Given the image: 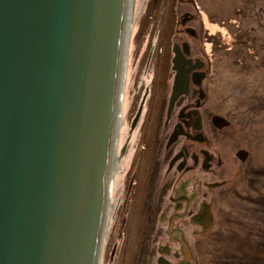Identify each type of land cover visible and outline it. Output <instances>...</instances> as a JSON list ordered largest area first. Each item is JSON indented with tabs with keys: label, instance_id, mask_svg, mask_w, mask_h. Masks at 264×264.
Here are the masks:
<instances>
[{
	"label": "water",
	"instance_id": "1",
	"mask_svg": "<svg viewBox=\"0 0 264 264\" xmlns=\"http://www.w3.org/2000/svg\"><path fill=\"white\" fill-rule=\"evenodd\" d=\"M135 2L0 0V264H105Z\"/></svg>",
	"mask_w": 264,
	"mask_h": 264
},
{
	"label": "flooded vegetation",
	"instance_id": "2",
	"mask_svg": "<svg viewBox=\"0 0 264 264\" xmlns=\"http://www.w3.org/2000/svg\"><path fill=\"white\" fill-rule=\"evenodd\" d=\"M214 3L190 0L178 12L174 38L181 41H172L166 102L161 103L153 93L154 73L151 98L136 106L130 122L132 131H137L132 145L133 185L138 178L145 185L154 178L150 183L165 197L164 214L159 217L165 228L158 226L155 231L158 245L153 257L157 264H197L204 247L207 252L215 248L211 251L213 263L221 259L223 264H231L229 260L244 256L223 253L220 242L216 243L223 236L220 222L232 221L223 205L233 196L231 206L240 213V204L246 202L244 181L252 185L256 176L264 175L259 168L264 166V9L258 0L239 4L232 0L231 14L222 20ZM218 27L232 37L227 54L231 64L241 63L248 70L237 68L230 73L233 84L221 91L215 107L214 86L224 83L226 77L210 59L207 42ZM241 37L246 38L243 45L239 44ZM209 44L213 50V42ZM179 75L188 87L171 102ZM245 214L243 208L240 216ZM236 224L245 230L244 224L232 225Z\"/></svg>",
	"mask_w": 264,
	"mask_h": 264
},
{
	"label": "rangeland",
	"instance_id": "3",
	"mask_svg": "<svg viewBox=\"0 0 264 264\" xmlns=\"http://www.w3.org/2000/svg\"><path fill=\"white\" fill-rule=\"evenodd\" d=\"M189 1L137 0L125 120L119 130L120 157H122V148L129 147L125 157L120 158L121 162L116 174L105 264H157L153 257V250L158 245L155 231L158 226L165 228L163 224L159 223V217L163 211L162 201L165 197L160 194L156 186L150 183L155 182L154 178L149 179L148 185H145L143 178H138L136 184L133 185L134 153L132 145L136 141L137 131H132L130 122L136 106L140 102L143 105L145 101L151 98L149 89L153 83L151 80L154 73L157 78L153 83V93L157 94L161 103L166 102L173 53L172 41L174 40L177 44L181 41L177 36L174 38L177 16L181 9L188 7ZM213 1L215 3L212 7L216 14L221 15L220 19L224 20L231 14L232 0H227L225 3H221L219 0ZM233 1L237 4L241 2V0ZM258 1L264 9V0ZM222 10L223 12L220 13ZM211 41L214 45L213 50L209 44ZM209 42H207L209 57L215 67L217 66L221 71L219 74L226 77L224 83L214 86L213 97L216 107L221 100V97L219 98L221 91L226 86L233 84L229 79L230 73H233L237 68L246 72L248 68L241 63L232 65L227 58L232 37L225 33L221 27L216 28L214 33L209 36ZM245 42L246 38L241 37L239 44L243 45ZM203 45H206V42H203ZM259 168L264 169V166ZM244 182L246 183V202L240 204V210L243 208L253 209L254 203L262 202L264 196V175L256 176V181L252 182V185L251 182L248 185L247 180ZM232 197L223 205L232 221L226 225H224L225 222H220L218 228L223 236L216 243L220 242L218 246L222 248L223 253L229 255L231 252L244 254L236 264H264L263 246L253 245V241H262L257 234L264 235V220L254 219L253 211L250 215L245 214L241 217L242 210L240 213L239 211L235 212L234 206H231ZM262 204L264 205V201ZM219 218L220 221H224L222 216ZM234 222L244 224L246 230L239 229L237 227L239 224L232 225ZM248 229H251L255 236L248 235ZM243 237H245V241H243ZM239 240H242L243 243L239 244ZM204 249V254L197 264H223L221 259L215 260L213 263L211 251H214L215 248L209 250L210 256H208L207 248L204 247ZM228 262L231 263L232 260Z\"/></svg>",
	"mask_w": 264,
	"mask_h": 264
},
{
	"label": "trees",
	"instance_id": "4",
	"mask_svg": "<svg viewBox=\"0 0 264 264\" xmlns=\"http://www.w3.org/2000/svg\"><path fill=\"white\" fill-rule=\"evenodd\" d=\"M262 198H263L262 199V202H263L264 201V196ZM262 202L254 203V208L253 209L252 208L246 209L247 214L250 215L251 211H253L252 212V216H253L254 219H256V220H261V219L264 220V205L262 204ZM247 234L255 236V234L253 233V231L251 229L247 230ZM257 236L260 237L262 241L261 242L253 241L254 244L253 243L252 244L255 245V246H263V248H264V235L257 234ZM235 259L237 261H232L231 264H236L239 261V259L237 257H235Z\"/></svg>",
	"mask_w": 264,
	"mask_h": 264
},
{
	"label": "bare ground",
	"instance_id": "5",
	"mask_svg": "<svg viewBox=\"0 0 264 264\" xmlns=\"http://www.w3.org/2000/svg\"><path fill=\"white\" fill-rule=\"evenodd\" d=\"M136 10H137V0L135 2V12H134V22H135V16H136ZM133 27H134V23H133ZM121 124H118V157H120V149H119V130H120ZM121 162L120 158H116V167H117V171H118V167H119V163Z\"/></svg>",
	"mask_w": 264,
	"mask_h": 264
}]
</instances>
